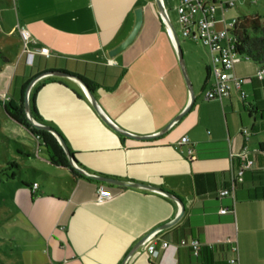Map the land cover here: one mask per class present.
Returning a JSON list of instances; mask_svg holds the SVG:
<instances>
[{
    "label": "crops",
    "instance_id": "obj_1",
    "mask_svg": "<svg viewBox=\"0 0 264 264\" xmlns=\"http://www.w3.org/2000/svg\"><path fill=\"white\" fill-rule=\"evenodd\" d=\"M163 1L167 10L178 2ZM247 1L256 0L236 3ZM3 3L1 44L11 46L15 36L19 49L11 51L12 58L0 52V108L8 117L0 136L16 147V156L2 151L10 167V182L4 183L7 192L0 191V261L178 264L176 247L168 243L163 249L160 244L164 234L181 226L190 228L188 234L201 244L236 245L238 264H264V159L258 158L245 171L234 197L221 195L232 187L234 172L242 162L237 155L261 143L252 145L240 136L253 122L252 112L244 113V105L250 110L254 106L247 100L245 84L244 101L235 89L221 102L207 100L206 77L203 80L187 63L195 100L173 123L188 107L189 93L155 0H13L11 6L4 4L11 12ZM214 5L216 29H224L237 18L233 9L222 10L218 0ZM138 9L143 20L137 36L110 55L129 36ZM19 28L31 35L26 49ZM41 47L48 48V57L37 52ZM203 64L206 71L209 57ZM247 66L249 72L235 64V75L253 77L257 66ZM50 70L79 76L108 118L148 139L136 140L112 130L81 86L68 78L46 77L33 86L32 106L44 124L63 135L85 170L159 187L182 200L185 210L174 225L158 232L179 212L172 199L154 191L80 178L66 166L53 139L38 137L7 114L4 103L21 118L28 83ZM183 137L188 138V145L178 144ZM48 150L56 163L50 161ZM36 174L46 186L34 179ZM34 183L36 189H32ZM99 184L113 193L111 199L96 201ZM223 208L228 212L219 213ZM150 237L158 250L156 257L147 253Z\"/></svg>",
    "mask_w": 264,
    "mask_h": 264
},
{
    "label": "built area",
    "instance_id": "obj_2",
    "mask_svg": "<svg viewBox=\"0 0 264 264\" xmlns=\"http://www.w3.org/2000/svg\"><path fill=\"white\" fill-rule=\"evenodd\" d=\"M219 7L222 10H229L236 7V0H218ZM215 0H178L175 7L177 13V23L179 26L180 34L184 39L191 40L195 43H200L207 51L209 57V64L206 71L205 91L204 97L207 100L222 101L228 97L232 89L239 93L241 100L246 98V92L243 88L247 79L239 78L234 73V66L239 62V59L233 52V41L228 30L233 26L235 19L227 24L224 29L218 30L215 28V13L216 7ZM224 22V20H222ZM23 48L26 49L28 43L32 40L30 33L24 29H18ZM40 55L45 57L49 56V50L46 47H41L37 51ZM258 80H264V68H258L254 75ZM248 130L246 128L241 130V134L246 137ZM247 138V137H246ZM189 140L183 137L178 144L188 145ZM246 148L241 151L237 157L241 158L239 172L237 173L236 180L242 181V172L253 166L251 160H247L245 156ZM187 153L189 156L192 154L191 147L188 148ZM234 182V178H233ZM232 182V183H233ZM37 184H32V189H36ZM221 195H231L234 197L233 185L229 189L221 191ZM113 197V193L99 184L96 189L95 199L97 202H103ZM229 209L223 208L219 211L225 214ZM147 245V253L150 256L156 257L158 250L155 247V242L152 237L149 238ZM169 246L166 241L161 242L160 247L165 249ZM194 248L197 247L195 242H192ZM231 251L235 255L230 264H238L237 247L231 246Z\"/></svg>",
    "mask_w": 264,
    "mask_h": 264
},
{
    "label": "trees",
    "instance_id": "obj_3",
    "mask_svg": "<svg viewBox=\"0 0 264 264\" xmlns=\"http://www.w3.org/2000/svg\"><path fill=\"white\" fill-rule=\"evenodd\" d=\"M233 41V52L239 59V62L247 61L252 63L257 68H264V21L259 15H241L235 19L231 30H228ZM207 71V69H206ZM256 97V104L248 110L252 112L253 122L251 124L250 132L256 133L258 131L264 130V80H258L256 77H251L247 79ZM32 101V100H31ZM244 101V100H242ZM5 110L7 114L24 125L30 128L34 134L38 137L48 136L57 144L59 151L62 154L65 164L70 168L67 159L56 141V139L49 133L34 129L27 121L24 111L21 114V118H18L14 109L9 105L4 103ZM247 109V106L244 105ZM32 114L38 122L44 123L37 112L34 110L31 102ZM62 137L63 135L54 128ZM243 137V134H240ZM245 138V137H244ZM64 139V137H63ZM65 140V139H64ZM66 141V140H65ZM71 154L74 153L70 150ZM49 159L52 163H56L53 155L48 150ZM247 160H251L253 165L258 158L264 159V142L258 144L255 150L245 152ZM239 158V157H237ZM241 159V158H240ZM241 165V164H240ZM240 165L234 172V182L232 183L234 192L238 184L243 182V176L245 171L242 172V181L238 182L236 180L237 173L239 172ZM251 169V168H249ZM72 170V169H71ZM74 171V170H72ZM75 172V171H74ZM76 173V172H75ZM78 175V174H77ZM80 178H84L78 175ZM86 180L93 181L88 178ZM96 182V181H94ZM99 183V182H96ZM190 228L186 227H176L164 234L162 240L169 244H172L177 249L178 264H230V260L234 257L231 251V246L229 244H217L209 246L206 244H201L197 239H194L192 235L188 234ZM192 242H195L197 247L192 246ZM194 258V262H193ZM0 264H3L0 261Z\"/></svg>",
    "mask_w": 264,
    "mask_h": 264
},
{
    "label": "water",
    "instance_id": "obj_4",
    "mask_svg": "<svg viewBox=\"0 0 264 264\" xmlns=\"http://www.w3.org/2000/svg\"><path fill=\"white\" fill-rule=\"evenodd\" d=\"M155 3L157 6V9H158V16L161 20V23L163 24V26H164L172 44H173V47L175 49V52L177 55V60H178V63H179L185 84L187 86L188 93H189V105L186 108V110H184L179 116L176 117L175 121L173 122V123H175L188 111L189 107L191 106V104L195 100V94L193 92V88H192L189 76L187 74V70H186V66H185V62H184V58H183V53H182L181 46H180V41H179L177 32L175 31L174 26H173L171 19L169 17L168 10H167L163 0H155ZM142 20H143V16H142L141 10L140 9L135 10V23H134V26L132 28V31L130 32L129 36L126 38V40L122 44H120L115 50L110 52V55H115L116 53L120 52L122 49L129 46L133 42V40L135 39V37L137 36V34L141 28ZM46 77H60V78H68V79L75 80L81 86V88L84 91L87 99L89 100V102L92 105V107L94 108V110L97 112L98 116L101 118V120L107 126H109L112 130H114L115 132H117V133H119L125 137L133 138L136 140L148 139L147 136H139V135L132 134V133L122 129L117 124H115L102 111L97 100L95 99V97L93 95L92 90L88 87V85L79 76L74 75V74H70V73L65 72V71H60V70H50V71L43 72V73L35 76L28 83V85L25 89V92H24V97H23V111H24V115H25L28 123L34 129L47 132V133L51 134L56 139V141L60 145V147H61V149H62V151H63V153L67 159V162H68L70 168L72 170H74L77 174H79L80 176L94 180V181L99 182V183H105V184L119 186V187H131V188H138V189L154 191V192L163 194L164 196L175 201L179 206V212H178L177 216L172 221H170L167 224L160 227L158 229V232L165 230V229L171 227L172 225H174L179 220V218L181 217V215L184 213V210H185V206H184L182 200L177 198L172 193L167 192V191H165L159 187H155V186H151V185H147V184H142V183H138V182H133V181H126V180H120V179L105 177L102 175L93 174V173L85 170L84 168L79 166V164L77 163V161L75 159V156L73 154H71L69 147H68L66 141L63 139V137L50 125L38 122L35 119V117L32 114V110H31L30 93H31V90H32L33 86L35 85V83L37 81H39L40 79L46 78Z\"/></svg>",
    "mask_w": 264,
    "mask_h": 264
},
{
    "label": "rangeland",
    "instance_id": "obj_5",
    "mask_svg": "<svg viewBox=\"0 0 264 264\" xmlns=\"http://www.w3.org/2000/svg\"><path fill=\"white\" fill-rule=\"evenodd\" d=\"M12 1L13 0H0V2H4L2 4L3 5L2 7L5 10H7L8 12H11V10H10V8H6V6H4V4L7 3L11 6ZM174 5L175 4L168 6V11H169L168 13H169V17L171 19V22L174 26V29L177 32V35L179 36V38L182 42L181 50L183 53V58H184V62L186 64V67H187V63L190 64L191 69L194 72L201 73L202 79L204 80L206 77V71H205V66L203 63L206 60V58L208 57L207 52L200 43H193V42H189L187 40L182 39L183 37L180 34L179 26L177 23V13L175 10L176 5L175 6ZM232 13H235V16H237V17H239L241 15H256L257 14L264 21V0H256L255 3L250 2V1H247L244 3L237 2L235 9L233 8V10H232ZM229 30H231V28ZM0 31H1V28H0ZM15 40H16V37L14 36L11 39V41L13 42L11 44V46H3L1 44V39H0V52H3L7 58L13 57V54L11 51H17L19 49L18 43L14 42ZM183 48H184V50H183ZM247 64L253 65L252 63L243 60L242 62L236 63V66H240L243 71L249 72L250 69H248L249 67L247 66ZM2 65H3V57L0 56V67H2ZM1 79H2V77H0V80ZM246 84H247V82L245 83V88L247 90V100L255 105L256 104L255 94H254L251 86L249 84H247V85ZM0 101H1V99H0ZM244 109H246V108H244ZM248 110H250L249 107H247V109L244 112L246 115H248V112H249ZM7 118H8L7 115L6 114L4 115L3 108H0V132L3 130V128L5 126V121L8 120ZM252 118L253 117L251 115L250 121L253 120ZM247 129H248V133L246 134V137L249 140V144L256 145L258 142H264V130L258 131L256 133H250L249 128H247ZM8 147H9V149H8ZM2 151H8L11 155L16 156V147L13 145V143H10V142L7 143L0 136V179H2V181H3V182H1V180H0V191L3 190L4 192H7L6 186L4 183L6 180L8 181V183L10 182V176H9L10 167L4 161ZM37 160H38V163L40 164L39 157L37 158ZM5 169H7V171L5 172V177H4V170ZM34 179L37 182L43 184L44 186L47 185V183L44 181V179L41 177L40 174L34 175ZM1 199H2V197L0 196V202H1Z\"/></svg>",
    "mask_w": 264,
    "mask_h": 264
}]
</instances>
